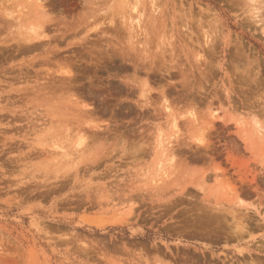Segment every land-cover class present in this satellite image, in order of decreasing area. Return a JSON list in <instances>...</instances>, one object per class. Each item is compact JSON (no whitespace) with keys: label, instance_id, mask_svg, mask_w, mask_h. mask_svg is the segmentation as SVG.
Returning <instances> with one entry per match:
<instances>
[{"label":"rangeland","instance_id":"1","mask_svg":"<svg viewBox=\"0 0 264 264\" xmlns=\"http://www.w3.org/2000/svg\"><path fill=\"white\" fill-rule=\"evenodd\" d=\"M0 264H264V0H0Z\"/></svg>","mask_w":264,"mask_h":264},{"label":"bare ground","instance_id":"2","mask_svg":"<svg viewBox=\"0 0 264 264\" xmlns=\"http://www.w3.org/2000/svg\"><path fill=\"white\" fill-rule=\"evenodd\" d=\"M99 222H100V221H99ZM99 222H98V223H99ZM95 223L97 224V222H96V221H95Z\"/></svg>","mask_w":264,"mask_h":264}]
</instances>
